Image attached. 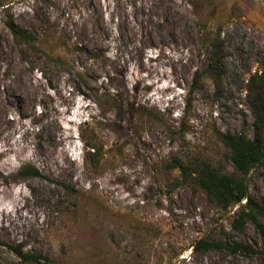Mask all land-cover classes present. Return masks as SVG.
<instances>
[{
  "label": "rangeland",
  "instance_id": "rangeland-1",
  "mask_svg": "<svg viewBox=\"0 0 264 264\" xmlns=\"http://www.w3.org/2000/svg\"><path fill=\"white\" fill-rule=\"evenodd\" d=\"M1 2L0 264H264L193 249L204 238L264 251V238L233 229L238 204L221 209L170 167L233 173L220 137L252 135L264 0ZM27 165L41 176H19ZM245 182L257 200L264 164ZM18 246L46 260L21 261Z\"/></svg>",
  "mask_w": 264,
  "mask_h": 264
},
{
  "label": "trees",
  "instance_id": "trees-1",
  "mask_svg": "<svg viewBox=\"0 0 264 264\" xmlns=\"http://www.w3.org/2000/svg\"><path fill=\"white\" fill-rule=\"evenodd\" d=\"M0 8H6L1 0ZM5 25L10 35L19 41L31 43L32 46L36 43V37L15 25L11 17ZM218 63L217 57H211L209 68L218 72L222 71ZM83 83L85 84V82ZM250 85L254 86L253 90L250 89L254 94L253 102H251L253 115L251 137H248L244 132H227L220 137L223 145L228 149L226 157L233 166V173L221 172L207 162L186 165L179 159H173L170 167L178 169L179 184H187L193 189H200L205 193L209 202L215 203L221 209L238 204V210L231 222L233 229L240 230L248 222L264 238V193L257 200L253 199L248 193L245 182V177L255 166L264 164V65L258 72L250 76ZM18 175L21 177L41 176L35 167L29 165L20 169ZM64 187L66 186L64 185ZM193 249L195 251L218 249L227 252L239 250L249 254H264V251L253 249L246 244L235 243L230 247L226 243L204 238L200 239ZM12 251L21 261L46 260L39 254L23 252L19 246L13 248Z\"/></svg>",
  "mask_w": 264,
  "mask_h": 264
}]
</instances>
